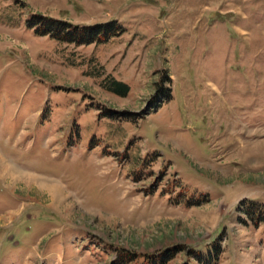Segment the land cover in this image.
Masks as SVG:
<instances>
[{"label":"rangeland","instance_id":"374dc122","mask_svg":"<svg viewBox=\"0 0 264 264\" xmlns=\"http://www.w3.org/2000/svg\"><path fill=\"white\" fill-rule=\"evenodd\" d=\"M253 202L264 0H0V264H264Z\"/></svg>","mask_w":264,"mask_h":264},{"label":"trees","instance_id":"16d2710c","mask_svg":"<svg viewBox=\"0 0 264 264\" xmlns=\"http://www.w3.org/2000/svg\"><path fill=\"white\" fill-rule=\"evenodd\" d=\"M30 24L33 26L36 35L48 36L54 41L74 46L104 43L112 38L120 36L123 32L122 27L115 21L107 24H96L92 26H74L66 21L36 15L32 17ZM248 209L249 210H247L245 214L248 216L253 225H263L264 204L260 202H253L249 205ZM165 254L166 252L156 255V257L152 259L153 264H156L155 262L160 264L164 263ZM169 254L172 255V252Z\"/></svg>","mask_w":264,"mask_h":264}]
</instances>
